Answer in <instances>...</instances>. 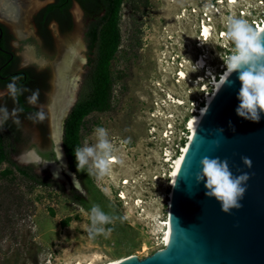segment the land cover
Returning a JSON list of instances; mask_svg holds the SVG:
<instances>
[{
    "label": "rangeland",
    "instance_id": "374dc122",
    "mask_svg": "<svg viewBox=\"0 0 264 264\" xmlns=\"http://www.w3.org/2000/svg\"><path fill=\"white\" fill-rule=\"evenodd\" d=\"M215 1L123 0L119 45L109 65L110 107L84 117L79 141L81 147L85 142L94 144V129L108 130L115 156L123 163H113L103 178L90 179L114 214L126 219L109 225L113 229L109 236L92 238L87 231L89 213L72 201L74 190L66 191L46 170L35 172L52 184L32 186L12 166L1 163L0 264H103L128 256L143 259L164 248L159 239L170 216L172 190V164L164 161L168 155L181 154L189 135L186 122L193 110L200 109L198 105L203 106L206 93L213 91L214 77L224 71L220 55H230L233 45L218 33L226 31L227 17L239 18L237 11L244 3ZM209 3L217 11L210 15L212 34L204 41L199 38L200 17ZM27 27L35 32L33 20ZM201 56L204 69L193 71L191 63L196 65ZM84 61L77 57L68 73L78 80L74 101L89 71ZM203 76L206 79L199 82ZM169 130L173 134L166 139ZM4 170L11 173L2 176Z\"/></svg>",
    "mask_w": 264,
    "mask_h": 264
},
{
    "label": "water",
    "instance_id": "95a60500",
    "mask_svg": "<svg viewBox=\"0 0 264 264\" xmlns=\"http://www.w3.org/2000/svg\"><path fill=\"white\" fill-rule=\"evenodd\" d=\"M238 75L232 73L219 90L178 168L171 190L165 248L143 259L133 257L118 264H264V113L259 122L236 114L241 87ZM63 123L64 119L60 126ZM57 138L53 141L55 160L42 162L33 152L37 158L34 163L39 165L37 170H47L53 179L52 165L59 173L65 169L75 180L66 170L61 136ZM205 156L226 159L234 176L249 175L240 209L230 214L222 212L220 204L205 195L204 182L196 183L200 160ZM242 156L251 159V168L243 164Z\"/></svg>",
    "mask_w": 264,
    "mask_h": 264
},
{
    "label": "flooded vegetation",
    "instance_id": "af4514ba",
    "mask_svg": "<svg viewBox=\"0 0 264 264\" xmlns=\"http://www.w3.org/2000/svg\"><path fill=\"white\" fill-rule=\"evenodd\" d=\"M60 1L0 0V92L6 91L14 76L22 77L17 81L18 87L29 90L18 96L16 103L7 95L0 97V106H6L9 111L14 107L23 109L19 115L20 125L14 124L10 118L3 128L9 137L10 156L27 163L26 166L34 171L39 165L29 160L31 152L42 162L55 160L53 141L57 142V134L62 140L64 123L62 126L60 123L63 119L65 121V115L77 101L74 96L78 80L72 79L68 73L77 57L85 60L87 68L92 65L96 45L91 44L90 33L105 12L95 0H68L61 4ZM32 20L34 33L27 27ZM34 34L36 38L33 39ZM32 42L33 48L25 45ZM37 89L40 93L37 105L28 104L27 97ZM39 108L46 114L42 123L26 118ZM64 170L58 172L56 179L47 170L46 173L61 182L66 191L72 189L85 198L87 193L69 169L68 159L66 170L74 174L75 180Z\"/></svg>",
    "mask_w": 264,
    "mask_h": 264
},
{
    "label": "clouds",
    "instance_id": "9594fccd",
    "mask_svg": "<svg viewBox=\"0 0 264 264\" xmlns=\"http://www.w3.org/2000/svg\"><path fill=\"white\" fill-rule=\"evenodd\" d=\"M206 7L210 8L211 4L209 3ZM225 26L224 35L233 47L230 55H220L226 69L221 77L226 75L227 78L234 72L239 74L241 87L237 99L240 103L236 108V114L246 120L259 122L261 113H264V38H262V32L256 30L246 19L235 16L227 17ZM191 65L193 71H196L197 65L192 63ZM20 79H22L20 76L12 77L11 82L6 86V91L0 92V97L7 95L16 103L18 96L29 91L23 86H17V81ZM39 95V89L33 91L27 97V103L36 106ZM22 112V108L14 107L9 111L6 106H0V128L10 118L13 119L14 124L20 125L19 115ZM26 118L34 123H42L46 119V114L42 108H39ZM218 130L223 132V129ZM93 134L96 142L91 145L85 142L82 147L74 149V155L77 171H86L88 175L100 179L110 174L113 162L118 161L122 164L123 161L115 156L116 149L109 139L106 128L96 127ZM241 160L246 167L251 168L252 161L249 157L242 156ZM200 166L195 180L197 184L204 182L207 190L205 195L214 198L220 204L221 211L226 214H230L233 209H240L242 207L240 201L246 192L245 185L250 178L249 175L243 173L234 176L228 161L221 160L219 157L205 156L200 160ZM176 175L173 173V177ZM171 184L175 186L176 180L173 179ZM89 219L90 225L87 231L90 237L95 238L99 235L109 236L113 229L106 226L114 224L117 220L123 222L126 217H118L111 210L106 212L99 204L94 203L90 209Z\"/></svg>",
    "mask_w": 264,
    "mask_h": 264
},
{
    "label": "trees",
    "instance_id": "16d2710c",
    "mask_svg": "<svg viewBox=\"0 0 264 264\" xmlns=\"http://www.w3.org/2000/svg\"><path fill=\"white\" fill-rule=\"evenodd\" d=\"M65 1L68 2V0H61L60 4ZM95 1L105 11L99 22L92 26L90 33L91 44L96 45V53L84 78L79 97L64 121L62 136V147L68 159L69 169L76 175L82 188L87 193L85 198L79 193H74L71 199L76 204L81 205L87 213H90L91 206L94 203L99 204L106 212L110 210L113 212L112 206L103 199L92 183L90 175L86 171H77L74 149L81 147L79 130L84 117L92 112H105L110 107L109 65L119 45L118 19L120 6L123 2V0ZM3 127L0 128V164L6 163L12 166L23 177L24 181L32 186H50L52 181L43 178L32 167L19 166L12 161L9 137ZM10 173V170H4L1 175L5 176ZM60 189H62L61 186ZM66 224L67 221L62 222L63 226ZM106 227H109V225Z\"/></svg>",
    "mask_w": 264,
    "mask_h": 264
},
{
    "label": "bare ground",
    "instance_id": "6f19581e",
    "mask_svg": "<svg viewBox=\"0 0 264 264\" xmlns=\"http://www.w3.org/2000/svg\"><path fill=\"white\" fill-rule=\"evenodd\" d=\"M229 2L230 3H234V0H229ZM5 6V5H4ZM5 10V9H4ZM200 31H201V34H200V37L202 38V40H207L208 38H210L211 37V34L212 33H210L211 32V27H209V26H207V25H202L200 28ZM256 30H258V31H261L262 32V34L264 33V20L262 21V24H259V26L256 28ZM205 60H204V58L201 56L200 58H199V60H198V62H197V70H201V69H204V67H205V62H204ZM225 71H226V69L224 68V71H222V74L221 75H219L218 76V78H215L214 77V79H213V82L214 83H211L210 85H213V91L209 94V93H206L207 94V96L205 95V99H204V101H203V106L201 107L200 105H198V107H200V109H195V110H193L192 111V116L190 117V119H188V121L186 122V124H185V127H186V129H187V131L189 132L188 134V138H187V142H186V145L182 148V151H181V154L180 155H178L177 157H175V158H170L169 157V155L168 156H166V157H168V159H166V161H164V162H168V161H171V175H170V181L172 182L173 181V179H175L176 180V177H177V175H176V177H173V173H176L177 174V172H178V168H179V166H180V164H181V161H182V159H183V157H184V155H185V152H186V150H187V147H188V145H189V143H190V141H191V139L193 138V136H194V134H195V132H196V130H197V128H198V126H199V124H200V122H201V120H202V118H203V116H204V114L206 113V111H207V109L209 108V106L213 103V101H214V99H215V97H216V95L218 94V92H219V90L221 89V87L223 86V84L226 82V80L231 76H228L227 78H226V75H225V77H221L224 73H225ZM206 75H208L207 77H211L212 76V73L211 72H208V73H206ZM179 77L181 78V79H184L185 78V74L183 73V72H181L180 74H179ZM206 78H205V76H203V77H201V78H199V82L200 81H202V82H204V80H205ZM225 79V80H224ZM219 81V82H218ZM224 81V82H223ZM204 89H206L205 87H204ZM208 92V91H207ZM73 96V95H72ZM69 103V102H68ZM177 103H179V104H181V102H177ZM70 106H72V105H70ZM62 112V111H61ZM64 113V112H63ZM60 117V116H59ZM59 119V118H58ZM60 125H61V123H60ZM58 127V126H57ZM60 128V127H59ZM57 129V128H56ZM52 130V129H51ZM58 132H59V130H58ZM58 135V134H57ZM56 135V133H55V135L54 136H57ZM57 138V137H56ZM56 140V139H55ZM30 155L31 156H29L28 158H29V160H31L32 162H35V161H37V158L35 157V155L31 152L30 153ZM28 156V155H27ZM117 162V161H116ZM116 162H113V163H116ZM30 163V162H29ZM52 172H53V174H54V176H55V178H57V176H58V168H56L55 166H53L52 165ZM123 184V183H122ZM124 184H128V182L126 181ZM170 186H171V188L173 187V185L170 183ZM171 196H172V193H171ZM170 196V197H171ZM122 198L123 199H125V196H123L122 195ZM171 200V199H170ZM169 206H170V203H169ZM171 213V211L169 210V214ZM169 219H170V216H169V218L165 221V222H163V228H164V234H163V237H164V239H163V245H162V247H164L165 248V243H166V237H167V231H168V225H169ZM164 248H162V249H164ZM162 249H160V250H158V251H161ZM133 257H135V256H128V257H125V258H121V259H117V260H112V261H108V262H105V263H103V264H118V263H120V262H123L124 260H127V259H129V258H133ZM80 264V263H79Z\"/></svg>",
    "mask_w": 264,
    "mask_h": 264
},
{
    "label": "built area",
    "instance_id": "2783aa9c",
    "mask_svg": "<svg viewBox=\"0 0 264 264\" xmlns=\"http://www.w3.org/2000/svg\"><path fill=\"white\" fill-rule=\"evenodd\" d=\"M224 1H226L228 4L237 5V6L240 3V2H237L238 0H234V3H230L229 0H224ZM241 1H243L244 3L241 5V8L237 11L238 17L246 19L256 29L259 26V24H262V21L264 20V0H241ZM215 2L216 4H219V3H222V0H216ZM210 4H211V7L210 8L206 7V12H204L202 16L200 17L201 23H200L199 28L202 25L208 24L207 26L211 27V31H212V26L209 24L212 22V17H210V15L215 13L213 11H217V9L215 7V4H212V3ZM223 27L226 28L225 24ZM224 33L225 31L223 30L220 31L218 33L219 38L220 39L225 38L224 40H228L226 39ZM200 34H201V31L199 29V35ZM199 38L201 37L199 36ZM185 130L187 131L186 127H185ZM167 133H168V136H167ZM172 134L173 133L171 130L166 131V133H164V138L169 139L170 135ZM163 234H164V231H162V236L159 239L160 246L163 245V239H164Z\"/></svg>",
    "mask_w": 264,
    "mask_h": 264
}]
</instances>
